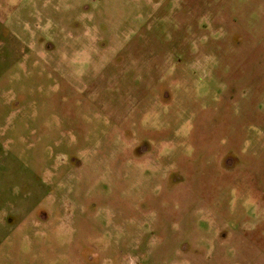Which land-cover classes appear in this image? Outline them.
<instances>
[{
	"label": "rangeland",
	"instance_id": "obj_1",
	"mask_svg": "<svg viewBox=\"0 0 264 264\" xmlns=\"http://www.w3.org/2000/svg\"><path fill=\"white\" fill-rule=\"evenodd\" d=\"M0 264H264V0H0Z\"/></svg>",
	"mask_w": 264,
	"mask_h": 264
}]
</instances>
